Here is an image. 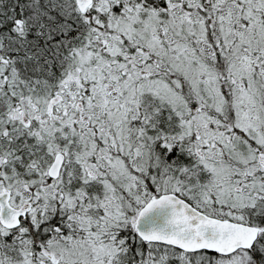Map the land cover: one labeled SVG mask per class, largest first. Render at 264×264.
<instances>
[{"label": "rangeland", "instance_id": "1", "mask_svg": "<svg viewBox=\"0 0 264 264\" xmlns=\"http://www.w3.org/2000/svg\"><path fill=\"white\" fill-rule=\"evenodd\" d=\"M160 1L162 10L143 6L145 0H94L80 15L74 0L55 2L59 10L28 1L15 14L17 49L53 40L68 26L66 18L63 33L71 39L53 56L63 64L61 73L39 94L23 79L25 61L13 58L15 50L0 51V191L10 192L14 207L32 205L28 224L45 226L55 211H68L71 222L35 251L22 237L15 247L0 244V264H52L44 253L58 264H110L111 222L120 215L116 198L123 192L139 205L176 193L233 221L264 212V3L206 0L203 17L191 0L149 2ZM41 17L43 36L35 26ZM147 99L165 102L174 113L178 138L194 157L189 167L171 173L135 140L142 128L131 121L143 115ZM56 152L65 159L53 181L46 172ZM6 231L0 225V238ZM237 259L220 257L216 264Z\"/></svg>", "mask_w": 264, "mask_h": 264}, {"label": "trees", "instance_id": "2", "mask_svg": "<svg viewBox=\"0 0 264 264\" xmlns=\"http://www.w3.org/2000/svg\"><path fill=\"white\" fill-rule=\"evenodd\" d=\"M28 1H34L41 6H44V4L47 3L52 6V10H59L60 7H58V4H55V2H62V0H0V51L8 52V50H15L13 52L15 54L13 58H16V60L21 62L25 61V64L28 66L26 72L27 77L23 79H25L27 83L33 85V87H37L38 91H36V93L39 94L41 90L39 87L47 85L50 82V79L53 81V79L58 77L61 73L63 64L58 63L57 60L55 63L54 58L59 52L58 55H62L61 46L64 43L63 39H71L69 34H66V36L63 33L67 31L70 22L67 21L69 18H66L68 26L62 27L59 34L57 33L53 40H46L48 42L44 43L42 39L36 44L28 41L25 47L19 46L17 49L14 45L17 42L14 39L16 38V33L13 31L12 19L15 14L21 15L23 9L24 11L26 10V2ZM118 1L121 3V0ZM149 1L152 0H145L143 6L148 8L154 6V9L162 10V1L158 2V4ZM191 1H193L194 4H196L195 6L200 10L199 14H202L203 17L207 16L206 13L210 8L209 2H206V0ZM259 2L264 3V0H259ZM71 3H73V0H71ZM41 8L45 9L43 7ZM112 10L113 13H117L119 8L114 6ZM75 11L77 15L81 14L78 10ZM42 17V22L39 20L35 23V26L37 29L39 28L38 30H40L43 36L46 35L44 32L46 27L42 24L43 22L45 23L46 20L42 19ZM57 17H59V19H65L61 15ZM105 19L106 18H104V20ZM19 23L20 20H17V24ZM36 28L34 27V31H36ZM29 37H32L31 31L27 35V38ZM214 45L218 50L219 48H222L221 43L220 45ZM130 50V55H132L131 52L134 51V49L131 48ZM33 55H35V57H33ZM54 55L55 57H53ZM22 57L24 59H22ZM118 59L120 60L121 57H118ZM215 59L216 64L221 66V56L219 53L216 54ZM159 76L161 75L159 74ZM225 82H228L227 77ZM28 94L30 93L26 92L21 96ZM57 98H60V100L56 102L59 103L61 97ZM139 111L143 115L138 116L140 118L136 120H133V118L131 121L133 122V125H135V128H142L141 131L135 134V140H141L146 144L153 159L155 157L158 158L161 165L164 166V168L171 170V173L177 169L189 167L194 163V157L189 152L188 147L178 138L179 130L177 128L178 125L176 124L177 118L165 102L159 103L157 100L147 99L146 103L144 106L140 107ZM144 136H148V144L146 141L142 140L145 138ZM123 159L127 161L126 156H124ZM146 185V187H149V189L152 190L148 181L146 182ZM122 195V197L116 198V207L119 209L121 216L124 217L126 215V219L124 221V219L119 218V215L117 219H114V221L111 222L114 228L112 234L114 254L109 257L108 261L110 264H216V261L220 256L215 253L202 252L187 254L169 246L141 241L133 230L129 218L137 213L142 204L139 205V202L135 204L131 195H128L126 192H123ZM53 213L51 219L45 226L28 224V216L26 215V217L20 221L19 227L5 232L7 234L3 238H0V244L6 249H8V247H15L18 246L17 243L20 242L19 239L22 237V239L26 240L28 244H31L35 251L38 243L44 242L52 233H54V231L56 238H58L60 234L64 233L62 230H65V228L67 229V225L71 222L70 213L68 211L60 213L59 211H55ZM244 220L245 223L259 227L261 231L251 249L247 251H237L231 256H238L237 264H264V212L260 211L255 216L245 217ZM19 228H25V230L19 232L20 234L17 233L16 238L15 235L12 234L16 233ZM45 260L47 261L46 263H50L49 260ZM38 264L45 263L38 262Z\"/></svg>", "mask_w": 264, "mask_h": 264}, {"label": "water", "instance_id": "3", "mask_svg": "<svg viewBox=\"0 0 264 264\" xmlns=\"http://www.w3.org/2000/svg\"><path fill=\"white\" fill-rule=\"evenodd\" d=\"M92 1L74 0L80 13H84ZM55 101H50L48 109ZM259 160L264 166V154H259ZM63 163L64 155L55 153L47 168V177L57 179ZM30 210V203L23 207L12 206L10 192L7 189L0 191V225L3 228H17ZM133 228L137 237L145 243L169 246L188 254L207 252L223 257L238 250H249L259 233V228L255 226L208 216L172 192L147 200L138 209Z\"/></svg>", "mask_w": 264, "mask_h": 264}, {"label": "flooded vegetation", "instance_id": "4", "mask_svg": "<svg viewBox=\"0 0 264 264\" xmlns=\"http://www.w3.org/2000/svg\"><path fill=\"white\" fill-rule=\"evenodd\" d=\"M88 11V9L85 11V12H87ZM55 103H53L52 104V106L48 109V111L49 112H51L52 111V107H53V105H54ZM58 179V178H57ZM57 179H55V180H57ZM55 180H53V181H55ZM183 198V197H182ZM185 199V198H184ZM196 208V207H195ZM198 211H200V212H202V213H204V214H206V215H208V216H212V215H210V214H208L206 211H203V210H200V209H198V208H196ZM47 255H51V254H48V253H44V257H45V259H47V260H50L51 262H52V264H58V261L56 260L55 262H53V256L51 255V257L49 258V257H47Z\"/></svg>", "mask_w": 264, "mask_h": 264}]
</instances>
